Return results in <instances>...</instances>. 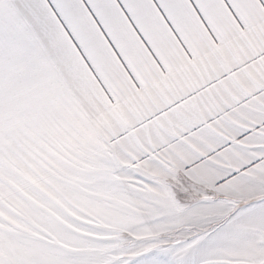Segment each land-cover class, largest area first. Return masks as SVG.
Returning a JSON list of instances; mask_svg holds the SVG:
<instances>
[{
    "label": "snow or ice",
    "instance_id": "1",
    "mask_svg": "<svg viewBox=\"0 0 264 264\" xmlns=\"http://www.w3.org/2000/svg\"><path fill=\"white\" fill-rule=\"evenodd\" d=\"M0 264H264V0H0Z\"/></svg>",
    "mask_w": 264,
    "mask_h": 264
}]
</instances>
